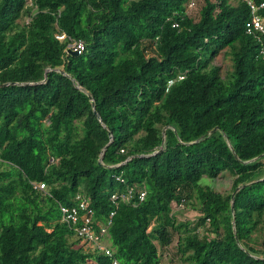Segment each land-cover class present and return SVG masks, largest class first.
I'll return each mask as SVG.
<instances>
[{"label": "trees", "instance_id": "16d2710c", "mask_svg": "<svg viewBox=\"0 0 264 264\" xmlns=\"http://www.w3.org/2000/svg\"><path fill=\"white\" fill-rule=\"evenodd\" d=\"M202 1L194 20L189 0H0V264H161L173 240L164 264H264L262 43L245 2ZM128 187L144 199L114 205ZM76 194L115 210L111 257L61 222Z\"/></svg>", "mask_w": 264, "mask_h": 264}, {"label": "built area", "instance_id": "2783aa9c", "mask_svg": "<svg viewBox=\"0 0 264 264\" xmlns=\"http://www.w3.org/2000/svg\"><path fill=\"white\" fill-rule=\"evenodd\" d=\"M190 1V0H189ZM249 8L250 18L246 22L247 33L253 34L254 37L261 42L260 52L264 55V0H241ZM31 4V0H27ZM190 3V4H189ZM194 5L193 2H188V5ZM58 40L68 39L65 52L69 54V50L75 51L80 54L84 50V43L82 40H76L64 32H58L55 34ZM116 179L123 182V178L116 176ZM33 187L38 189H44L45 184L43 182H33ZM146 191L144 188H138L135 191L133 187H128L124 192H113L110 195L111 201L114 205H118L119 201H125L128 203L133 202L134 197L138 201H142L145 197ZM75 199L78 201L77 205H65L59 204L60 220L67 224L77 237L81 239L83 243H88L90 247L99 254L112 256V249L106 245L105 237L108 232V227L111 224V218L115 213L112 210L109 213V217L106 221L102 222L95 219V211L89 205L88 200L80 194H76ZM135 202V201H134ZM133 202V203H134ZM174 209L183 208V204L173 203ZM111 264H120L114 257L111 259Z\"/></svg>", "mask_w": 264, "mask_h": 264}, {"label": "rangeland", "instance_id": "374dc122", "mask_svg": "<svg viewBox=\"0 0 264 264\" xmlns=\"http://www.w3.org/2000/svg\"><path fill=\"white\" fill-rule=\"evenodd\" d=\"M193 2L194 5H188L187 7V13L191 15L194 20H198L199 18V8L202 5V0H190L189 2ZM190 4V3H189ZM213 63L220 66L221 74L227 75L230 73L232 69V61L229 54H227V50L221 51L219 54H217L213 60ZM233 177L228 173L225 172L224 174H220L215 178H206L202 180L203 184H209L213 189L219 192H227L231 188ZM182 217L188 218V219H194L197 217V212L195 210H192L191 208H184L182 209ZM264 235V232H263ZM106 242V241H105ZM106 244H108L106 242ZM175 251L174 248V240L170 244L159 247V253L161 256V264L167 263L169 258L172 257L173 253Z\"/></svg>", "mask_w": 264, "mask_h": 264}, {"label": "water", "instance_id": "95a60500", "mask_svg": "<svg viewBox=\"0 0 264 264\" xmlns=\"http://www.w3.org/2000/svg\"><path fill=\"white\" fill-rule=\"evenodd\" d=\"M69 54H71V55H73V56H76V55H78L75 51H71V50H69ZM7 84V83H6ZM91 99V104H92V107H93V112L96 114V116L99 118V115L97 114V112H96V110H95V108H94V100H93V98L91 97L90 98ZM215 129L216 128H214V129H212L211 130V133L212 132H214L215 131ZM110 134V142L112 141V136H111V133H109ZM107 146V145H106ZM106 147H104V149H105ZM100 159H102V155L100 156ZM243 186H245V184H243V185H241L240 187H243ZM240 187H236L235 188V191L232 193V195H231V207H232V204H233V198H234V193L236 192V191H238L239 189H240Z\"/></svg>", "mask_w": 264, "mask_h": 264}]
</instances>
